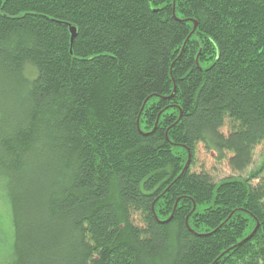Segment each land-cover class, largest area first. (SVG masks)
I'll list each match as a JSON object with an SVG mask.
<instances>
[{
  "label": "trees",
  "instance_id": "1",
  "mask_svg": "<svg viewBox=\"0 0 264 264\" xmlns=\"http://www.w3.org/2000/svg\"><path fill=\"white\" fill-rule=\"evenodd\" d=\"M258 149L264 0H0V264H264Z\"/></svg>",
  "mask_w": 264,
  "mask_h": 264
},
{
  "label": "rangeland",
  "instance_id": "2",
  "mask_svg": "<svg viewBox=\"0 0 264 264\" xmlns=\"http://www.w3.org/2000/svg\"><path fill=\"white\" fill-rule=\"evenodd\" d=\"M263 160L264 149H258L254 155L253 166L243 176H241V178H245L251 171H254L256 168H258ZM201 163L205 165V170L208 171L214 182L235 177L224 165H219L213 162L210 156H202L200 164ZM12 236L13 234L10 225L9 209L5 200H3V197L0 194V258H4L2 256L7 255L10 252L9 249Z\"/></svg>",
  "mask_w": 264,
  "mask_h": 264
},
{
  "label": "water",
  "instance_id": "3",
  "mask_svg": "<svg viewBox=\"0 0 264 264\" xmlns=\"http://www.w3.org/2000/svg\"><path fill=\"white\" fill-rule=\"evenodd\" d=\"M193 25H194V27H193V31L196 29V22H193ZM70 33H71V44L73 43V40H74V38H75V29L74 28H70ZM199 54H200V51L198 52V54H197V56H196V60H195V62H196V64L198 63V56H199ZM189 160H190V155L188 154V156H187V162H186V164H185V166H184V168H183V171H182V173L180 174V176L183 174V172L186 170V168H187V166H188V164H189ZM180 176L177 178V179H179L180 178ZM167 222V221H166ZM250 238V237H249ZM249 238H247V240L249 239ZM246 240V241H247Z\"/></svg>",
  "mask_w": 264,
  "mask_h": 264
}]
</instances>
